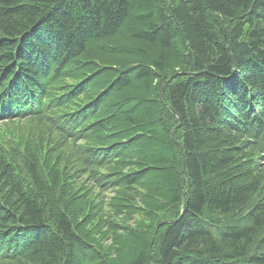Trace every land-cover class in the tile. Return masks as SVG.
<instances>
[{
    "label": "trees",
    "instance_id": "trees-1",
    "mask_svg": "<svg viewBox=\"0 0 264 264\" xmlns=\"http://www.w3.org/2000/svg\"><path fill=\"white\" fill-rule=\"evenodd\" d=\"M77 63L95 70L68 86ZM113 99L107 144L96 115ZM1 123L39 137L0 135V264H110L91 221L105 241L125 232L115 264H264V0H0Z\"/></svg>",
    "mask_w": 264,
    "mask_h": 264
},
{
    "label": "rangeland",
    "instance_id": "rangeland-1",
    "mask_svg": "<svg viewBox=\"0 0 264 264\" xmlns=\"http://www.w3.org/2000/svg\"><path fill=\"white\" fill-rule=\"evenodd\" d=\"M93 53H95V50H90V54H88L87 56L85 55V61H88L91 58L96 59V63H98L97 66H100L103 64V62L101 61V59L99 58V56H95ZM85 65V64H84ZM84 65L82 66V64L77 63V65H73L72 68L76 67V71L73 73V79L71 78H67L64 83L68 86H71L72 84L75 83V81H78L79 79H81L83 76H85L87 73H89V71H93L95 69L90 68V69H85ZM166 78H162V83L164 82ZM169 79H166L165 83H163L161 85V92L159 94H157L156 98H158L159 102L161 103L162 107L165 108V104L163 102V98H162V90L168 85L169 83ZM92 81H90L89 84H91ZM109 83V77H107L106 82H104L102 85H107ZM96 86V85H95ZM89 87L88 90L90 89H95L94 87ZM160 89V88H159ZM158 89V90H159ZM90 96H85L83 95L82 98L80 99H76L78 102L79 100H83L86 101ZM73 104H75L73 102ZM102 113L101 115H96V118L100 119L103 118L106 122V132L104 134H102V137L105 138V141L107 142V144H111L113 142V140L111 139L112 134H115L114 132L119 131V128L121 126H123V122H122V118L120 116L121 111H119V103L116 99H113L109 101V103H105V107L102 109ZM59 113L63 114V110L59 111ZM115 114H118L117 116H115ZM111 116V117H108ZM91 121V120H89ZM122 123V124H121ZM1 125L4 126H0V135H6L5 137L10 138V139H20L22 140V142H24L25 144H27L29 142V140H31L32 138H36L38 139L39 135H37L36 131H34L33 129H30L28 124H24L22 127L18 126L17 124H6V123H1ZM128 132L125 134H122V139L123 142L126 141V139L129 137H127ZM97 136H99L98 134L95 133L94 136L92 137H83L78 141L77 144H73V143H67L65 142L64 145H58V151L52 152L53 157H56L58 155H60L61 160H75L78 159L80 154L83 152L84 148L89 147V146H98L100 145L99 142L96 141ZM118 136V135H117ZM126 136V137H125ZM125 137V138H123ZM47 139V138H46ZM58 139V137L54 134V137H52V143H55V141ZM111 142V143H110ZM105 143V142H103ZM126 143V142H125ZM132 154L139 156L140 153L136 151V149H133V151H131ZM95 186L96 184L93 183ZM97 187V186H96ZM149 190H152L153 187H149ZM119 191V189H117ZM140 190V189H139ZM148 190V191H149ZM104 196V194L106 195L107 190L101 189L100 190ZM143 192V194L146 192V190H141ZM38 192V191H37ZM97 192V190L95 191H90V195L89 197L91 198V200H88V202H93L94 198L92 197L95 193ZM99 193L97 192V195ZM144 195H142L141 198H143ZM62 205L65 206V203H63L62 199L60 200ZM95 206V205H94ZM74 206H71L70 208H68V211L72 214H74V210L73 209ZM66 208V206H65ZM77 208H80V205L77 204ZM90 210L89 206L84 207L82 212H80L79 214H77V217L80 221H84V214L88 213V211ZM114 210V209H112ZM111 213H113L112 216V222H115V224H118V222H121V226L125 225L128 226L130 229H138V230H142V231H146L147 228L146 226H148L150 223L149 221L147 222V219L145 217H143L141 215V213L136 212V214H128L125 212H121V213H117L115 211H110ZM93 213H95L97 215V217L99 216H103V213L98 212V209H96ZM50 217H54V211L50 212ZM76 217V216H75ZM77 219V218H76ZM105 221V220H104ZM140 221H143L142 224H144V227L139 229V225H140ZM149 223V224H148ZM162 223L159 224V226L156 227V231L153 232L154 236H153V240H152V244L154 243L155 237L159 231V228L161 227ZM94 222H88L86 223L84 226H80V229L82 231V233H84V236L86 238H88V243L94 245V247L98 246L104 253V257L103 259L106 261H108L110 264H115L116 262L114 261L116 259V257L118 256V254L116 255V252H119V248L117 247L118 245H115L114 243L116 241L115 238L118 235H123L125 234V232L123 230L117 231V230H112L111 234H110V238H108L106 241L102 240L101 238H103L104 236V231L103 229H97V230H93L92 228H94ZM105 229V227H104ZM125 236V235H123ZM114 242V243H113ZM107 246H113V251H108V247Z\"/></svg>",
    "mask_w": 264,
    "mask_h": 264
}]
</instances>
